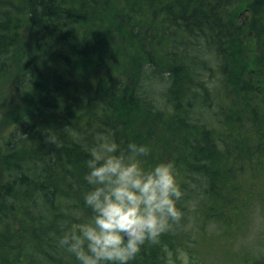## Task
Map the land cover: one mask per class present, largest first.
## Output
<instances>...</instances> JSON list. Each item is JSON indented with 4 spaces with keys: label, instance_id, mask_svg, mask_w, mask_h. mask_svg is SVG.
Here are the masks:
<instances>
[{
    "label": "trees",
    "instance_id": "trees-1",
    "mask_svg": "<svg viewBox=\"0 0 264 264\" xmlns=\"http://www.w3.org/2000/svg\"><path fill=\"white\" fill-rule=\"evenodd\" d=\"M8 75L36 91L4 141L0 264H77L57 240L91 215L83 145L102 131L148 145L146 166L175 164L184 215L162 243L191 217L230 237L237 200L242 223L264 207V0H0Z\"/></svg>",
    "mask_w": 264,
    "mask_h": 264
},
{
    "label": "clouds",
    "instance_id": "clouds-1",
    "mask_svg": "<svg viewBox=\"0 0 264 264\" xmlns=\"http://www.w3.org/2000/svg\"><path fill=\"white\" fill-rule=\"evenodd\" d=\"M83 146L89 154L84 204L91 215L66 225L57 247L77 264H129L145 242H157L184 215L176 166L171 160L146 166L148 145L129 141L122 147L109 132Z\"/></svg>",
    "mask_w": 264,
    "mask_h": 264
},
{
    "label": "rangeland",
    "instance_id": "rangeland-1",
    "mask_svg": "<svg viewBox=\"0 0 264 264\" xmlns=\"http://www.w3.org/2000/svg\"><path fill=\"white\" fill-rule=\"evenodd\" d=\"M250 33L246 30L245 37L250 38ZM37 84H43L48 77L44 68H37ZM99 70L96 71L98 73ZM24 79L16 76H5L0 79V184L5 180L4 170V141L7 134L11 131L16 121L23 115V111L34 101L36 87L22 84ZM21 81V83H19ZM35 82V78H34ZM33 83V81H32ZM32 94L33 98H30ZM28 107L26 108V105ZM259 182V179H255ZM245 185H238L236 195L241 196L245 190ZM255 184H253L254 187ZM257 187V186H255ZM261 203V204H260ZM239 203L238 200L231 207L233 216L229 225H237L238 232L228 234V230L219 232L220 228L214 224H207L205 229L195 227L192 217L188 223L180 225L176 232L178 237L172 245L162 243L158 240L156 244L157 254L162 264H247L242 261L245 254L255 258L258 254L259 264H264V207L262 201L257 202L253 208V212L249 221L239 222ZM244 224V225H243ZM244 226L246 232H242ZM209 229L212 233H209ZM165 236L167 233H164ZM229 240L230 248L234 250L230 254L227 247L219 246L224 240ZM152 249V243L143 247L141 250L148 251ZM140 252L129 262V264H147L150 261ZM240 254V261L230 263L229 260ZM251 264H256L251 262Z\"/></svg>",
    "mask_w": 264,
    "mask_h": 264
}]
</instances>
